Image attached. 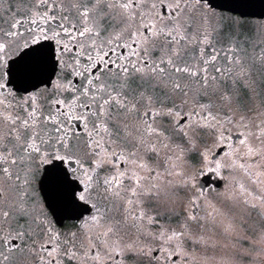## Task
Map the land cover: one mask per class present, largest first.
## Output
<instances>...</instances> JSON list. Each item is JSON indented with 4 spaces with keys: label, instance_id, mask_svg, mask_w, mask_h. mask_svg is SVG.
Instances as JSON below:
<instances>
[{
    "label": "snow or ice",
    "instance_id": "obj_1",
    "mask_svg": "<svg viewBox=\"0 0 264 264\" xmlns=\"http://www.w3.org/2000/svg\"><path fill=\"white\" fill-rule=\"evenodd\" d=\"M217 7L0 0V264H264V21Z\"/></svg>",
    "mask_w": 264,
    "mask_h": 264
},
{
    "label": "water",
    "instance_id": "obj_2",
    "mask_svg": "<svg viewBox=\"0 0 264 264\" xmlns=\"http://www.w3.org/2000/svg\"><path fill=\"white\" fill-rule=\"evenodd\" d=\"M217 10L230 12L239 17L263 18L264 0H213Z\"/></svg>",
    "mask_w": 264,
    "mask_h": 264
},
{
    "label": "rangeland",
    "instance_id": "obj_3",
    "mask_svg": "<svg viewBox=\"0 0 264 264\" xmlns=\"http://www.w3.org/2000/svg\"><path fill=\"white\" fill-rule=\"evenodd\" d=\"M220 13H222V14L225 15V16H231V17H233L234 19L241 20V21L245 22L246 25H247L252 31H255V25H256L257 23L261 22V20L256 19V18H252V19H251V18H247V17H239L238 15H235V14L230 13V12H229V13H227V12H220ZM250 223L255 224L257 227L259 226V222H258V220L256 219L255 214H253V217L251 218ZM211 254H212V252H211V250H210V251H209V255H211Z\"/></svg>",
    "mask_w": 264,
    "mask_h": 264
},
{
    "label": "flooded vegetation",
    "instance_id": "obj_4",
    "mask_svg": "<svg viewBox=\"0 0 264 264\" xmlns=\"http://www.w3.org/2000/svg\"><path fill=\"white\" fill-rule=\"evenodd\" d=\"M216 11H217L218 13H220V12H225V11L220 10V9H218V10L216 9ZM227 13H228V12H227ZM256 19H259V18H256ZM259 20L264 21V17L261 18V19H259ZM215 183H217V181H215L214 179L211 180V184H212V185H214ZM206 190H208V185H206Z\"/></svg>",
    "mask_w": 264,
    "mask_h": 264
}]
</instances>
